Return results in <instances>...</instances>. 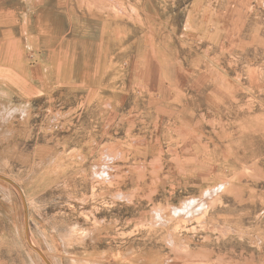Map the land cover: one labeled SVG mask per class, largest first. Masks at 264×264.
Masks as SVG:
<instances>
[{"label": "rangeland", "instance_id": "obj_1", "mask_svg": "<svg viewBox=\"0 0 264 264\" xmlns=\"http://www.w3.org/2000/svg\"><path fill=\"white\" fill-rule=\"evenodd\" d=\"M28 237L264 264V0H0V264H47Z\"/></svg>", "mask_w": 264, "mask_h": 264}, {"label": "bare ground", "instance_id": "obj_2", "mask_svg": "<svg viewBox=\"0 0 264 264\" xmlns=\"http://www.w3.org/2000/svg\"><path fill=\"white\" fill-rule=\"evenodd\" d=\"M13 182V181H12ZM14 185V184H13ZM15 185H16V183H15ZM19 188V187H18ZM24 205H25V201H24ZM26 208V207H25ZM29 227V226H28ZM28 230V229H27ZM28 239H29V242L31 243V245L34 247V249H36L37 251H38V253H40L43 257H44V259L47 261V264H50V262L47 260V258H46V256H44V254H42V252L40 251V250H38L37 248H36V245L34 244L35 243V241L33 242L29 237H28Z\"/></svg>", "mask_w": 264, "mask_h": 264}, {"label": "water", "instance_id": "obj_3", "mask_svg": "<svg viewBox=\"0 0 264 264\" xmlns=\"http://www.w3.org/2000/svg\"><path fill=\"white\" fill-rule=\"evenodd\" d=\"M11 183L14 184V182L10 181ZM15 185V184H14ZM25 207H26V213H27V218H28V210H27V204H26V201H25Z\"/></svg>", "mask_w": 264, "mask_h": 264}]
</instances>
